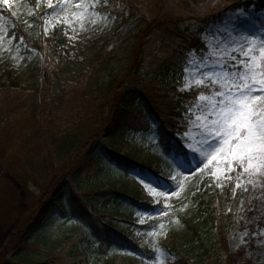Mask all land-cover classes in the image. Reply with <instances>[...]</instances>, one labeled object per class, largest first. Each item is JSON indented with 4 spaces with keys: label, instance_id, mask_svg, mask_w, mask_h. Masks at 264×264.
Wrapping results in <instances>:
<instances>
[{
    "label": "rangeland",
    "instance_id": "374dc122",
    "mask_svg": "<svg viewBox=\"0 0 264 264\" xmlns=\"http://www.w3.org/2000/svg\"><path fill=\"white\" fill-rule=\"evenodd\" d=\"M138 1L144 9L142 15L117 17L106 11L108 5L105 0H98L95 6H91L92 0H8L7 3L0 0V86L22 88L30 94L26 103L38 109L43 76L47 73L52 78L50 107L60 102L65 88L74 89L76 95L85 84L92 94L101 95L109 101L115 87L123 83L133 61V53L139 47L136 34H148L151 30L148 24L153 16L179 14L186 17L196 13L194 16L200 18L202 14H210L207 10L212 6L210 0H182V6L178 5V0ZM78 4L83 7L78 8ZM18 20L28 24L36 35L43 32L59 34L63 38L59 50L61 65L56 71H44L39 51L28 47L23 39L16 38ZM244 36L264 38V12L240 6L211 23L202 35L206 49L188 55L187 62L192 60L191 73L195 75L197 68L204 73L232 69V57L239 59L241 55L234 49L244 43ZM153 40L157 42L159 37L155 36ZM176 43L174 37L166 36L156 49L167 55ZM256 55L259 56V53ZM96 64L98 66L94 68ZM186 75L188 73L184 75L182 88ZM77 80L78 83L73 85ZM190 90H199L198 96H210L213 91L222 89L216 86ZM198 105L197 100L191 105L189 129L182 136V142L190 152L187 159L167 153L156 145L158 138L155 130H127L115 136L102 133L100 141H106L108 148L117 150L120 155H130L133 163L141 166L133 165L125 169L117 165V161L108 154L105 143H100L98 147L108 165H102L99 173L83 174L73 186V190L84 194L116 188L129 198L140 194L141 201L159 205L156 209H141L136 205L128 207L104 195L92 201L99 208L96 213L101 220L124 229L131 238L148 243L153 258L119 246L99 256L96 248L101 240L99 237L91 239L88 236L90 225L70 212L68 188L58 200L53 199V211L39 232L32 234L31 244L37 248L35 242L40 241L47 252L69 234L84 233L92 244L91 259L95 264H190L176 250L195 244L200 235L204 239L209 236L208 224L199 227L200 234L191 226L195 227L196 221L200 220L195 194L199 187L210 186L213 182L218 187L232 184L240 194L234 222L227 234V251L222 254L223 264H264V170H261V175L246 173L233 162L231 167L234 170L230 171V164L224 156L217 154V159H211L213 149L210 145L214 144V139L207 135L205 121L201 119L198 122L196 119L197 116L208 115L204 111L207 105L201 106L199 111ZM149 117L155 118L151 112ZM151 122L154 129L155 122ZM71 146L70 141L57 138L51 153L43 152L32 157L30 167L35 175L30 172L21 175L0 158V264H14L10 244L14 236L20 235L21 226L29 221L35 196H41L44 190L50 191L48 187L53 167L60 168L63 178L73 172L74 167L69 161ZM157 166L160 169L154 168ZM149 167H153L151 171L147 170ZM198 168L200 171H197ZM141 179L163 195L151 193L140 183ZM174 192L177 195H172ZM47 196L52 201L54 195L49 192ZM83 201L92 205L90 201ZM42 260L34 257L30 261L37 264Z\"/></svg>",
    "mask_w": 264,
    "mask_h": 264
},
{
    "label": "trees",
    "instance_id": "16d2710c",
    "mask_svg": "<svg viewBox=\"0 0 264 264\" xmlns=\"http://www.w3.org/2000/svg\"><path fill=\"white\" fill-rule=\"evenodd\" d=\"M210 1L212 6L207 10L210 14H202L200 18L194 16L196 13L186 17H180L179 14L168 17L153 16L148 24L151 28L148 34L144 32L136 34L139 47L133 53V61L123 83L115 87L109 101L101 95L92 94L85 84L76 95L74 89L65 88L60 102L50 107L52 78L47 73L43 76L38 109L26 103L30 94L22 88L15 85L0 86L2 161L21 175L26 172L35 175L34 169L30 167V159L43 152L51 153L54 149V140L62 138L72 144L69 161L74 167L73 172L64 178L60 175L62 172L60 168L53 167L49 179L50 191L44 190L41 196H35L32 200V215L29 221L21 226L20 235L14 236L10 244L13 247L14 264H34L30 261L34 257L43 259L37 264H95L91 259L92 244L89 243L88 236L91 239L100 238V245L96 248L99 256L107 254L109 247L113 245L148 251L143 241L130 238L124 229L115 228L101 220V216L93 212L98 206L93 203L94 207H89L88 203L83 202L82 196L87 195L94 201L98 199L97 196L104 195L119 204L129 205L128 207L138 205L147 208L149 203L141 202L139 197L129 198L116 188L80 195L73 190V186L83 174L99 173L102 165L104 167L108 165L107 159L98 147L100 143H105L110 157L117 160L120 165L125 167V164H133L130 155L122 156L117 150L108 148L106 141H100V136L102 133L106 136H115L129 129H141L143 128L141 122H147L149 127L146 104L142 96L159 120L157 126L159 144L168 151L186 155V150L176 137L187 129L186 114L189 105L196 99L197 92H184L180 87L183 84L187 54L204 46L200 39L201 25L207 23L209 18L219 17L226 11L240 6L254 5L259 10H264V0ZM183 2L178 0V5L182 6ZM140 4L138 0H109L105 9L117 17L137 16L144 12ZM147 12L149 13L150 9ZM205 18L208 20H203ZM198 28L199 30H196ZM15 35L18 39L22 38L28 47L41 53L44 71L50 69L56 71L61 65L59 50L63 38H60L59 34L48 35L42 32L36 35L28 28V24L18 20ZM155 36L159 37L157 42L153 40ZM166 36L174 37L177 43L169 54L163 55L156 46L161 45ZM97 66L94 65V68ZM92 71L93 69L88 74ZM77 83L78 80L73 85ZM154 168L159 169V166ZM67 188L70 190V212L78 214L90 225L93 232L90 231L88 236L84 233L69 234L64 241L47 252L40 241L35 242L37 248L34 247L31 244L32 234L39 232L40 227L49 219L53 199H59ZM49 192L51 196L54 195L52 201L48 199ZM195 195L200 220L196 221L198 226L191 228L200 234L199 227L208 224L209 236L204 239L200 235L195 244L177 249V252L191 264H223L221 257L227 251V234L234 222L240 194L234 190L233 185L218 187L212 182L210 186L206 184L199 187ZM104 240L109 241L107 246Z\"/></svg>",
    "mask_w": 264,
    "mask_h": 264
},
{
    "label": "snow or ice",
    "instance_id": "6c2138e0",
    "mask_svg": "<svg viewBox=\"0 0 264 264\" xmlns=\"http://www.w3.org/2000/svg\"><path fill=\"white\" fill-rule=\"evenodd\" d=\"M3 2L7 3L8 0ZM96 3L98 0H92L91 6ZM77 7L83 5L78 4ZM242 39L244 43L234 49L241 54L239 59L232 57L234 70L225 68L222 72L204 73L197 68L193 75L190 71L192 60L189 59L188 66L184 68L188 75L181 91L216 86L222 89L213 91L210 96L201 94L196 97L198 111L201 106L207 105L204 111L208 115L197 116L196 119L198 122L201 119L205 121L207 135L214 139V144L210 145L213 149L211 159H217L219 154L230 164V171L234 170L231 165L235 162L244 172L261 175V170H264V38L244 36ZM188 111L191 112V108ZM245 164L247 167H243ZM140 183L151 193L163 195L150 184H145L143 179Z\"/></svg>",
    "mask_w": 264,
    "mask_h": 264
}]
</instances>
